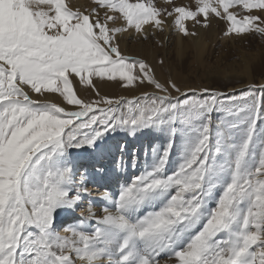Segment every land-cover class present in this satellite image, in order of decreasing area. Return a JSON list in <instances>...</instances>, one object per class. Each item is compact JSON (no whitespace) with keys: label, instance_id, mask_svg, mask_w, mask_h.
<instances>
[{"label":"snow or ice","instance_id":"obj_1","mask_svg":"<svg viewBox=\"0 0 264 264\" xmlns=\"http://www.w3.org/2000/svg\"><path fill=\"white\" fill-rule=\"evenodd\" d=\"M94 3L82 11L71 0H0V264H264V108L255 95L264 84L239 96L182 91L119 42L130 31L146 40L145 25L163 32L169 20L195 37L186 22L208 28L211 16L226 22L224 37L264 36V0L171 10L155 0ZM94 78L153 90L101 96ZM74 80L96 98H81ZM118 132L155 143L143 161L140 148L126 161L121 145L113 171L130 163L139 174L94 197L88 184L108 169L86 167L78 150Z\"/></svg>","mask_w":264,"mask_h":264},{"label":"rangeland","instance_id":"obj_2","mask_svg":"<svg viewBox=\"0 0 264 264\" xmlns=\"http://www.w3.org/2000/svg\"><path fill=\"white\" fill-rule=\"evenodd\" d=\"M71 3L82 11L95 7L94 0H71ZM155 3L158 7L169 10L177 5L195 7V0H172L171 4L167 0H155ZM233 10L244 14L242 9ZM254 14L262 15L259 11H254ZM210 19L211 25L208 28L197 26L193 29L192 22H186L190 31L198 32L195 37H186L181 34L172 25L171 20L168 21L163 32L145 25V29L149 30L146 29L149 34V38L146 40L134 31L121 34L119 41L121 52L145 60L152 66L157 78L162 83L172 79L181 87L182 91L186 88H210L239 96L241 91H246L250 85L264 84V36L255 34L224 37L223 31L226 28V22L215 16H211ZM161 60L164 61L163 64L159 63ZM249 81L252 83L249 84ZM74 84L81 98L86 100L96 98L91 89L82 87L75 80ZM94 84L99 89L101 96L116 98H131L139 96L146 90H152L148 85L124 88L118 83L99 78H94ZM245 84L247 85L236 87ZM173 94L175 95V93ZM255 95L260 99L261 106L264 108V94L257 88ZM54 96L57 98V95ZM47 99L53 102L51 98L47 97ZM218 122L219 117L214 114L213 123ZM258 128L264 129V112L258 122ZM152 143H155L153 139ZM119 145L121 146L123 143ZM129 150H132V147H128ZM118 153L121 155L119 148ZM141 153L143 154V151ZM93 196L98 197L99 193L93 190ZM86 207L87 200L77 209V214L85 211ZM68 222L71 223V219H68ZM170 264H175V261L173 260Z\"/></svg>","mask_w":264,"mask_h":264},{"label":"bare ground","instance_id":"obj_3","mask_svg":"<svg viewBox=\"0 0 264 264\" xmlns=\"http://www.w3.org/2000/svg\"><path fill=\"white\" fill-rule=\"evenodd\" d=\"M146 29L148 30V28ZM248 83L250 84L252 82L249 81ZM246 85L247 84L238 85L236 87L238 88ZM152 90H146V91H152ZM126 94H128V92H126ZM48 98H51L53 102L56 103L61 102V98L58 96L56 98L54 95H51L48 96ZM120 143H123V145H127L126 152L124 153V159L127 161L129 154L132 152L134 148H140L142 149V151L148 148V146L152 143V137L149 135L132 137L125 132H118L115 134H109L104 139L98 141L95 150L91 148L78 150L79 155L77 156V159L81 163L85 164L86 167L89 168L105 167L108 169V175L104 179L101 180L97 178L98 183L88 184V187L90 186L89 188L96 191V193L103 192L105 188L115 193L122 183L129 182L132 177L139 174L137 170L132 169L130 163L125 170L117 169L116 171H113V167H114L113 161L114 160L118 161L121 157V155H119L118 153V148L120 149V145H119ZM128 147L129 148L132 147V150L128 151ZM143 158H144V154L141 153V161H143ZM104 206L105 205L103 201L99 199L94 200V207L98 214H102L101 209Z\"/></svg>","mask_w":264,"mask_h":264}]
</instances>
